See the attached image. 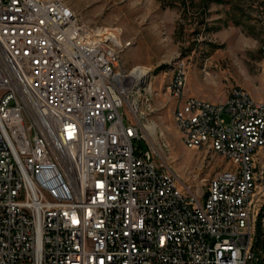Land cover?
I'll return each mask as SVG.
<instances>
[{"label":"built area","instance_id":"built-area-1","mask_svg":"<svg viewBox=\"0 0 264 264\" xmlns=\"http://www.w3.org/2000/svg\"><path fill=\"white\" fill-rule=\"evenodd\" d=\"M130 87L54 0H0V264H255L264 204L247 226L242 202L264 102L236 86L224 103L179 95L192 148L241 162L193 188L136 149L142 134L120 112L136 120Z\"/></svg>","mask_w":264,"mask_h":264},{"label":"rangeland","instance_id":"rangeland-1","mask_svg":"<svg viewBox=\"0 0 264 264\" xmlns=\"http://www.w3.org/2000/svg\"><path fill=\"white\" fill-rule=\"evenodd\" d=\"M62 1L90 27H116L117 48L130 41L121 51L122 70L149 66L128 98L142 114L136 121L126 105L120 109L125 123L141 128L144 137L134 139L138 151L157 148L156 159L165 161L179 184L193 188L205 187L216 169L234 166L210 150L183 144L174 120L178 102L165 84L175 65L184 62V94L218 103L238 86L263 99L264 0Z\"/></svg>","mask_w":264,"mask_h":264},{"label":"bare ground","instance_id":"bare-ground-1","mask_svg":"<svg viewBox=\"0 0 264 264\" xmlns=\"http://www.w3.org/2000/svg\"><path fill=\"white\" fill-rule=\"evenodd\" d=\"M54 2L57 3V6L59 8L64 9V11L67 12L69 17H72L74 21H76V24L79 25V28L88 29L89 33L98 40V43L104 44L105 48L109 49L110 54H113L114 66H116L119 69V73L124 74V76L128 78V81L131 82V87L128 88V96H129V92L131 91V89L133 90L137 85V83L139 84L140 79L146 77L150 71L149 66L148 67L145 65L142 66L140 64L135 65L130 71V73L125 72L120 68L119 62L121 58L122 48L129 46L130 41H125L122 48H117L115 46V40L119 36V31L117 30L116 27H107V26L106 27L101 26L98 28L90 27L89 25H86L83 22H81L79 18L75 15V13L72 11V9L68 5H66L62 0H54ZM260 48L262 53V66L264 71V39L260 45ZM183 69H184V62H179L175 65L172 76L168 79V81L165 84V89L167 91H168L167 87H170L171 82L173 81V76H182V80H184L185 72H183ZM236 90H238L241 94L246 95V99H253V102H264V98L256 99L246 89L236 86ZM169 94L174 96L177 102L179 101V104H177L178 106L174 109V120L178 128V131L180 133V138L185 146L192 148V144H190V138H189L190 130L188 127H184L181 124V119L178 116L179 112H183V103H180L179 95H181V101H188V95L184 94L183 83H176V93H169ZM224 102L225 99L218 103H224ZM133 106L136 107L134 108V115H137V113L142 114V111L138 110V105L137 103H135V101L133 102ZM136 121H137V117H136ZM136 125L137 128H139V134H142V137H144L141 128L139 127L137 122ZM148 127L152 128L153 125L149 124ZM205 140L208 141L209 144H216L215 133H205ZM161 144L162 146L166 145L164 143ZM263 147H264V136L262 138H259L257 143L255 145H252L249 151H247L246 169L248 171V179L250 181V184H255V190H247V197H244L242 202L243 217H246L247 219V226H254L255 219H257V206H263L264 204V171H263V167H258V162L264 161V159L262 161H259V152L260 149ZM150 150H151L149 154L150 167H152L153 170H161V172H169L171 174V178H176L172 174L173 172L169 169V167L167 166L164 160L158 161L156 159L155 155L157 154L156 153L157 148L150 146ZM206 150H210L211 152H214L215 154L222 156L224 158V151H213V149H206ZM231 163L234 164V166H231L232 170H241V162L231 161ZM212 174H220V169H216L215 171H213ZM227 187L235 188L236 180L228 179ZM253 198H255V201ZM250 238H257V231H250ZM255 264H264V212L262 217V224L259 225V230H258V243H257V251L255 252Z\"/></svg>","mask_w":264,"mask_h":264},{"label":"crops","instance_id":"crops-1","mask_svg":"<svg viewBox=\"0 0 264 264\" xmlns=\"http://www.w3.org/2000/svg\"><path fill=\"white\" fill-rule=\"evenodd\" d=\"M264 79V78H263ZM188 95V94H187ZM178 104H179V101H178Z\"/></svg>","mask_w":264,"mask_h":264}]
</instances>
